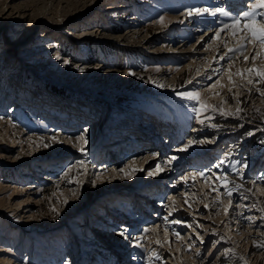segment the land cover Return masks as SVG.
<instances>
[{"label": "rangeland", "instance_id": "374dc122", "mask_svg": "<svg viewBox=\"0 0 264 264\" xmlns=\"http://www.w3.org/2000/svg\"><path fill=\"white\" fill-rule=\"evenodd\" d=\"M254 1L0 0V264H87L102 245L126 264H264V44L239 32L223 46L221 29H264ZM242 41L250 60L224 49ZM132 126L146 135L137 149ZM120 134L128 146L109 158L103 145ZM151 148V176L97 169ZM174 148V169L158 170ZM126 198L141 203L137 221L113 217L99 234L95 216ZM160 217L171 226L146 232Z\"/></svg>", "mask_w": 264, "mask_h": 264}, {"label": "bare ground", "instance_id": "6f19581e", "mask_svg": "<svg viewBox=\"0 0 264 264\" xmlns=\"http://www.w3.org/2000/svg\"><path fill=\"white\" fill-rule=\"evenodd\" d=\"M254 2H256V4H260V3H262V2H264V0H255ZM233 4V3H232ZM250 4H252V6H253V4L254 3H250ZM236 5V4H235ZM228 6H231V4L230 5H228ZM232 7H234V6H232ZM259 8V7H258ZM258 8H256V9H258ZM262 11H263V9H262ZM187 13V11H185V13L183 14V16L184 17H186V19H188L189 20V18H188V15L189 14H186ZM254 15V14H253ZM195 17H196V15H195ZM198 17H200V22H202V23H204L205 21H204V18H205V16H203V14L202 15H199ZM174 19V18H173ZM195 19V18H194ZM206 19V18H205ZM184 20V19H183ZM223 23H225V22H223ZM221 26V25H220ZM225 26V25H224ZM208 29V31L210 30L211 31V28H207ZM221 29H222V32L224 31V32H227V35L225 36V37H227L226 39H225V42H224V44H223V46L224 45H226L227 43H229V38H228V35H233L234 33H239V32H241L242 33V37H243V40L245 39V38H247V37H249L250 38V36L251 37H253L254 38V36H253V31H256L257 33H259V29H257L256 27H255V25L254 24H251V23H249V22H247V23H239L238 25H236V24H231V28H230V26H228V27H221ZM257 29V30H256ZM220 33V32H219ZM240 33V34H241ZM223 34V33H222ZM222 34H220V35H222ZM219 35V37L221 38L222 36H220ZM218 36V35H217ZM234 36V35H233ZM244 36H246V37H244ZM241 36H240V38H242ZM218 38V37H217ZM239 38V39H240ZM239 39H238V41H239ZM255 40L257 41L258 40V38H255ZM219 41V40H218ZM221 41H222V39H221ZM237 41V40H236ZM223 43V42H222ZM246 43H249V42H246ZM246 43H245V41H242V43H240V45L238 46V47H234L233 48V46H231V47H229L228 45H227V47L226 48H224L225 49V51L226 50H229V54L231 55V54H234L235 52H236V54L238 55V53H241V55L243 56L242 58H243V60H246L247 58H249V55L251 54V53H257V50L256 51H254L253 50V47L254 46H252L251 45V43L247 46L246 45ZM184 45V44H183ZM220 46V45H219ZM218 45H216L214 48H215V50H214V52L216 51V48L217 47H219ZM246 46H247V48H246ZM259 45H257V47H258ZM196 48H198V47H196ZM195 48V49H196ZM244 49H246V50H244ZM258 49V48H257ZM244 50V51H243ZM259 50V49H258ZM186 51V50H185ZM193 51H195V50H193ZM191 52V51H190ZM197 52H199V51H197ZM197 52H194V54L195 53H197ZM218 52V53H217ZM216 53L217 54H219V58H220V60L218 61V64L219 63H221V61H223L224 59H226V58H228V55L227 54H225V53H223V52H219V51H217ZM235 55H233V56H231V57H234ZM256 56V55H255ZM254 56V57H255ZM257 57V56H256ZM253 59V58H252ZM249 60H250V58H249ZM222 64V63H221ZM231 64V63H230ZM241 64H243V63H241ZM173 67H176V65H172ZM221 66V65H220ZM178 67V66H177ZM232 69V68H231ZM241 71V70H240ZM21 96H19L18 95V97H16V98H14L15 99V102H17L18 101V99L20 98ZM41 110H45L44 108H41ZM45 113V111H41V113ZM45 115H47V114H45ZM153 119V118H152ZM149 119L148 121H147V126L149 125L150 127L148 128L149 130L148 131H150L151 133H156L157 132V130H158V128H160V127H162V125L160 124V123H158V121L157 122H155L154 120L155 119ZM142 123V122H141ZM137 125V124H136ZM180 125V124H179ZM125 126H127L126 124H125ZM128 127H131V125L130 124H128ZM178 128L180 127V126H177ZM157 128V129H156ZM177 129V128H176ZM132 131V132H131ZM150 133V134H151ZM130 134L132 135V139H131V141H133V143H137V145H135V146H133L132 144L130 145V148H132V149H137L139 146H140V140H144V139H146L145 138V133L144 132H138L137 133V131H136V128L135 127H133L132 126V128L130 129ZM146 134H148V132H146ZM129 136H127L126 137V139L128 138ZM75 138H76V140L78 141V143H79V145H81V143H82V145L84 146L85 144V146H87V145H89V143H90V140L88 139V137L85 135V133L84 132H82V131H80V132H78L77 134H76V136H75ZM122 138V135L120 134V135H116V137H114V138H110V140L108 141V142H106V143H104V145H103V148H104V150H105V152H106V155H108L109 153H110V150H109V148H111L113 151H112V153H110L111 155H110V157L109 158H112V156H114L115 155V153H114V149L118 146V147H120L121 148V145H124V147H125V149H126V147L128 146V145H126L125 143H127V141H126V139L125 140H122L121 139ZM124 138V137H123ZM165 138H167L168 139V136L167 137H165ZM125 141V142H124ZM150 145H154V143H150ZM182 147V146H181ZM148 149V148H147ZM152 150H153V148H151ZM181 150V149H180ZM180 150H178L177 148H174L173 149V151L174 152H172L171 153V155L169 156V158H168V160H167V162H165L164 164H158V166H159V169L158 170H161V168H163V167H165L166 169L169 167H171L172 169H174V167L175 166H173L174 165V163H172L173 162V157H176L179 153H180ZM133 151V150H132ZM135 151V150H134ZM148 151V150H147ZM151 151V150H150ZM146 152V151H145ZM114 153V154H113ZM152 153H153V155L152 156H150V155H141L140 154V156H139V158L137 159V157L136 156H134V154H132V155H130L128 158H130L129 159V164L127 165H124V167L121 169V170H114V168L112 167V168H109L108 170H107V168H106V165H104L103 163H99V168H97V169H103L104 168V171L105 172H107V175H108V177L111 179V180H115V181H118V180H121V181H128V179H131V178H133V177H135L138 173H136V171H140V172H145V171H147L148 173L147 174H149V176H151L152 175V173L150 174L149 172H151V170H150V165L152 164V162H155V160H157V159H159V157L156 155V153H155V151L153 150L152 151ZM139 154V153H138ZM77 158H79L78 159V161L79 162H77V163H83V162H85L81 157H77ZM108 158V157H107ZM106 158V159H107ZM138 160V161H137ZM103 161H105V159L103 160ZM161 162V161H160ZM76 163V164H77ZM186 163H189V162H186ZM161 165V166H160ZM173 166V167H172ZM171 170V169H170ZM173 171V170H172ZM139 172V173H140ZM157 171H155V170H153V174H155ZM160 172V171H159ZM171 172V171H170ZM190 169L188 168V169H186V171H184V174H186V175H184V177H188V175H190ZM102 173L103 172H101V174H100V176L102 175ZM192 173V172H191ZM103 176V175H102ZM108 178V179H109ZM182 178V177H181ZM202 186V185H201ZM168 194H170V197L171 198H174V197H176V199L178 200V198L180 199L181 198V195H180V193L178 194V193H176V190H170V192L168 193ZM140 197H142V196H140ZM144 198V197H143ZM142 198V201L144 200ZM128 199H130V198H128ZM127 198L125 199V200H116L115 201V204L116 205H112L111 206V208H117L116 209V211L117 212H112L111 210H109V211H111L112 212V214H109V212L108 211H104V212H102L100 215L98 214L97 216H95L96 217V219H94V223L95 224H97L98 225V228L100 229L99 231H98V233L99 234H101V235H106L107 233H109L108 232V228H110V227H112L114 224H115V222L119 219V218H113V217H120V219H123L124 218V216H126V218H128L127 219V223L129 224L130 222H132V220L133 221H137V218H136V216H135V214L137 213V211H135L136 209H140L139 208V206H141V203L140 204H138V205H136L134 208H132V201L131 200H128ZM141 200V199H140ZM178 202H180V200H178ZM110 208V206H107V208ZM119 207H123V208H125V212H123V211H121L120 209H119ZM127 207H130V208H127ZM171 207V206H170ZM140 210H142V209H140ZM132 211H133V213H132ZM111 215V216H110ZM105 216L106 217H108L109 219H111V220H107V219H105ZM157 216H158V214H157ZM166 217H168V216H166ZM133 218V219H132ZM105 219V220H104ZM119 219V220H120ZM158 219V218H157ZM169 222H170V219H169ZM113 224V225H112ZM170 224L169 223H166L165 222V224H164V219L163 218H161L160 217V219L159 220H156V221H150V222H147L145 225H144V228H145V230H146V232H153L152 234H156V232L158 231V229L159 228H165V226L166 227H168ZM171 226V225H170ZM173 226V225H172ZM104 227V230H102V228ZM122 227V229L123 230H128L129 229V227L127 228V226L125 227V226H121ZM121 229V228H120ZM162 229V230H163ZM97 231V230H96ZM106 233H105V232ZM164 231V230H163ZM112 232V231H111ZM114 232V231H113ZM124 232H127V231H124ZM140 232V231H139ZM139 232H137L136 234H135V237L136 238H134V239H136V241H133V243H132V245L135 243V242H138V241H140V240H138V239H140V236H142V234L141 233H139ZM165 232V231H164ZM148 234V233H147ZM122 240V239H121ZM144 241V240H143ZM114 243V245H115V248H117V247H119L120 249L121 248H123L122 246H119V242L118 241H114L113 242ZM139 243V242H138ZM107 245V244H106ZM124 245V244H123ZM102 247L103 248H100L98 251V253H96V255L95 254H92V255H88L86 258H85V260H86V262H87V264H96V263H100V262H102V261H104V263H102V264H107L110 260L111 261H115L116 262V264H123L124 262H128V261H126L125 259H126V255H127V253H126V251H124V252H122L123 253V255H121L120 253V250L117 248V250H116V253H118V254H120V256H115V252H113V250L112 249H106V248H104V245H102ZM114 247V246H113ZM102 249V250H101ZM124 249V248H123ZM123 249H122V251H123ZM105 250V251H104ZM104 253H106L108 256V260L107 261H105V259L103 258V257H99V256H103L102 254H104ZM129 253V252H128ZM98 257V258H97ZM88 260L90 261L89 263H88ZM126 263H124V264H126ZM131 264V263H130Z\"/></svg>", "mask_w": 264, "mask_h": 264}, {"label": "snow or ice", "instance_id": "6c2138e0", "mask_svg": "<svg viewBox=\"0 0 264 264\" xmlns=\"http://www.w3.org/2000/svg\"><path fill=\"white\" fill-rule=\"evenodd\" d=\"M257 7L264 8V2L260 3L259 5L253 4V11H255ZM251 15H252V13H245V16H251ZM236 23H239V21H236ZM253 36H254V38H258L260 40V43L264 44V29H261L259 31V33H257L256 31H253ZM187 98L188 99H197L198 100V96H193L192 94H188ZM191 143L192 142L189 141V144H191ZM173 159H175V157H173ZM261 211H264V209H262Z\"/></svg>", "mask_w": 264, "mask_h": 264}]
</instances>
